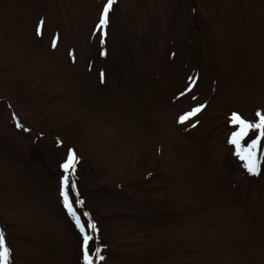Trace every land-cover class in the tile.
I'll use <instances>...</instances> for the list:
<instances>
[{"label":"rangeland","instance_id":"obj_1","mask_svg":"<svg viewBox=\"0 0 264 264\" xmlns=\"http://www.w3.org/2000/svg\"><path fill=\"white\" fill-rule=\"evenodd\" d=\"M106 3L0 0L6 264H264V0Z\"/></svg>","mask_w":264,"mask_h":264},{"label":"snow or ice","instance_id":"obj_2","mask_svg":"<svg viewBox=\"0 0 264 264\" xmlns=\"http://www.w3.org/2000/svg\"><path fill=\"white\" fill-rule=\"evenodd\" d=\"M114 2H115V0H107V3L103 7V10H102L101 16H100V20H99V24H98V27L101 29V31L103 30V28L108 23L109 12H110ZM53 46H55V43H53ZM198 111H200V109L196 108L191 113H189L188 115L189 116L195 115L196 112H198ZM256 115L259 117V123H256L254 125H249L243 119H241L238 115H236L235 113L233 114L232 122L238 123L239 125H241V131L233 134V138L230 141L231 143L236 144L238 141V138L247 134V129L249 127L264 128V115H262L260 112H257ZM187 118H188V116L184 117L183 119H187ZM18 127H19V125H18ZM258 142H259L258 140L252 142V145L250 146V149H249L248 163L245 165L247 171L253 175L256 174L257 166H256L254 160L252 159L251 148L257 147ZM241 159H244V157H241ZM75 160H76L75 155L73 153L69 152L67 161L61 165V167L64 169V171L66 173L63 176L62 182H61L62 183L61 195L64 197L65 207L69 208V209L71 208V205L68 201L67 189L70 186L73 189L75 187V182L71 181V174L69 173V169H72L74 171ZM76 224L82 232V250L84 252L85 264H91V261L88 258L89 257L88 245H89V241H91L93 239V236L90 234H85L84 226L80 224L79 217H77V219H76ZM87 228L89 230H94L95 225L93 223H89L87 225ZM98 251L99 250H97V252ZM7 260H8V249L5 247L4 237L2 235H0V264H6Z\"/></svg>","mask_w":264,"mask_h":264}]
</instances>
